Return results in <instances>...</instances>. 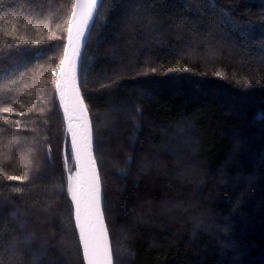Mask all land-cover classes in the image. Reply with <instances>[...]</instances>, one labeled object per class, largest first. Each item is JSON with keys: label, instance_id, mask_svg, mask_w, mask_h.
<instances>
[{"label": "trees", "instance_id": "16d2710c", "mask_svg": "<svg viewBox=\"0 0 264 264\" xmlns=\"http://www.w3.org/2000/svg\"><path fill=\"white\" fill-rule=\"evenodd\" d=\"M74 1L0 0V264H85L55 87ZM79 85L115 264H264V0H102Z\"/></svg>", "mask_w": 264, "mask_h": 264}, {"label": "snow or ice", "instance_id": "6c2138e0", "mask_svg": "<svg viewBox=\"0 0 264 264\" xmlns=\"http://www.w3.org/2000/svg\"><path fill=\"white\" fill-rule=\"evenodd\" d=\"M102 2V0H101ZM98 0H76L75 8L80 10L79 19L77 20V12L73 11L72 19L68 21L69 25L75 24V28H68V46L72 48V56L68 54V48H65L64 58L61 61V72L63 73V82L60 78L56 80V88L60 91L61 100L65 99V92L71 90V98L73 100L74 110L78 109L81 114L86 112V109L82 106V100L79 96L78 89L75 87V57L79 55L78 44L83 39L85 30H87L89 22L93 20V13L97 11ZM75 30V41L73 39V31ZM16 31L13 27L12 32H5V36H11L13 39H17L24 43H28L24 36L20 35L18 37L13 36ZM31 43H39V41H31ZM19 47V45H17ZM55 74V70H53ZM23 75V74H21ZM222 75V74H221ZM10 84H15V80H11ZM103 87V85H102ZM4 91H11L10 87H5ZM5 113H10L15 111L14 108L4 107L2 109ZM65 112H68V105L65 104ZM137 115L140 114V109L136 110ZM139 128V125H136ZM71 130V128H70ZM84 136L82 142H77V132L73 131V149L76 153L77 160H82L87 158L88 163L94 165V160L90 156L91 148V137L88 130V125L85 120L84 123ZM131 160V157H129ZM5 178L8 180H17V176L4 174ZM98 176L95 173L93 167L91 173V182L89 186V192L87 198L83 201L78 199L77 194L73 191V200L76 201L77 207V221L80 227L81 239L84 243L85 257L88 260V264H112L111 252L105 240V232L102 227L101 214L98 210ZM239 203V200L237 201ZM96 223H100L101 227L98 230H94L93 226ZM226 232L227 229H224ZM32 237H27L26 242H30ZM43 247V246H42Z\"/></svg>", "mask_w": 264, "mask_h": 264}, {"label": "water", "instance_id": "95a60500", "mask_svg": "<svg viewBox=\"0 0 264 264\" xmlns=\"http://www.w3.org/2000/svg\"><path fill=\"white\" fill-rule=\"evenodd\" d=\"M100 3H101V0H98L97 11L99 9ZM75 5H76V0L74 1L73 9H72L69 20L72 19L73 11L77 12V20L79 19L80 10L76 9ZM96 12L93 13V20H94V16H95ZM93 20L89 22L88 28H87V30H85L84 37L78 44L79 55L77 57H75V76H76L75 87H76V89H78L79 96L82 100V106H83V108L86 109V112L81 114L78 109L74 110L73 100L71 98L70 87H69V90H67L65 92L64 101L61 100V94L57 88H56V92H57V95H58V98H59V101L61 104L62 112H63L65 122H66L67 133H68L70 143H71L72 153H73V157H74V161H75V174L77 175L79 183H80L81 188H82V195L79 199H81V201H83L87 198V195L89 192V186H90V182H91V173H92V169L94 167L95 173L99 178V180H98V210H99V213L101 214L102 227H103L104 232H105V240H106L107 245H108L110 252H111V261H112V264H115L112 242H111L109 230H108L106 219H105L104 192H103L102 182H101L100 173H99V169H98V164H97L95 156H94L93 126H92L89 110L86 106V103H85V100H84L83 95L81 93V89H80V85H79L82 55H83V51H84L86 44L88 42V39H89L90 31H91V28L93 25ZM69 27L75 28V24L69 25V23H68L67 33H66V43H65V48L66 47L68 48L69 56H72V48L68 46V28ZM73 39L75 41V30L73 31ZM64 53H65V49H64ZM64 53H63L62 60L64 58ZM60 65H61V63H60ZM57 78H60L61 81L63 82V73L61 72L60 66H59V69L57 71L56 80H57ZM55 87H56V81H55ZM65 104L68 105V112L67 113L65 112ZM85 120L87 122L88 130L90 132V137H91L90 156L95 162L94 165L89 164L87 158L82 159V160H77L75 150L73 149V146H72L73 145V135H72L73 131L77 132V142H82V139L84 136V131H85L84 130ZM70 128H71V130H70ZM73 203H74V219H75V224H76L77 232L79 235V239H80V243H81V247H82V251H83L84 261H85V264H88V260L85 257L84 243H83V240L81 239L80 227H79V224L77 221L76 201L73 200ZM100 227H101L100 223H96L93 226L94 230H98Z\"/></svg>", "mask_w": 264, "mask_h": 264}, {"label": "bare ground", "instance_id": "6f19581e", "mask_svg": "<svg viewBox=\"0 0 264 264\" xmlns=\"http://www.w3.org/2000/svg\"><path fill=\"white\" fill-rule=\"evenodd\" d=\"M70 191H71L72 198H73V191L76 192L78 199L82 195V188H81V185L79 183V180L76 174L70 177Z\"/></svg>", "mask_w": 264, "mask_h": 264}, {"label": "rangeland", "instance_id": "374dc122", "mask_svg": "<svg viewBox=\"0 0 264 264\" xmlns=\"http://www.w3.org/2000/svg\"><path fill=\"white\" fill-rule=\"evenodd\" d=\"M74 174H75V173H74ZM74 174H73V175H74ZM69 188H70V187H69ZM70 192H71V191H70Z\"/></svg>", "mask_w": 264, "mask_h": 264}]
</instances>
